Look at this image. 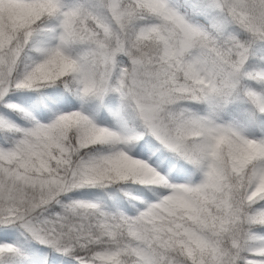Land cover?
I'll list each match as a JSON object with an SVG mask.
<instances>
[{"label":"snow or ice","instance_id":"1","mask_svg":"<svg viewBox=\"0 0 264 264\" xmlns=\"http://www.w3.org/2000/svg\"><path fill=\"white\" fill-rule=\"evenodd\" d=\"M0 264H264V0H0Z\"/></svg>","mask_w":264,"mask_h":264}]
</instances>
